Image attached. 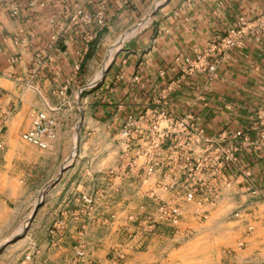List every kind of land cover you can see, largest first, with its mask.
Returning a JSON list of instances; mask_svg holds the SVG:
<instances>
[{"label":"crops","instance_id":"crops-1","mask_svg":"<svg viewBox=\"0 0 264 264\" xmlns=\"http://www.w3.org/2000/svg\"><path fill=\"white\" fill-rule=\"evenodd\" d=\"M11 1L21 10L15 21L0 4V235L16 236L30 219L21 239L37 229L47 237L79 234L85 220H102L103 206L119 188L133 189L138 174L144 177L151 153L158 157V179L174 171L184 180L185 162L203 158V146L190 143L187 150L176 133L174 154L170 136L155 151L149 144L153 125L162 136L174 120L211 141V162L194 173L201 191L193 203L210 205L214 190L217 199L199 234L248 232L247 246L263 250L264 40L213 56L211 80L200 67L210 45L241 18L264 13V0H36L32 7L30 0ZM76 5L90 16L102 12L103 28L73 26L66 17ZM144 19L103 67L101 49ZM53 36L60 39L49 50ZM84 50L75 74L73 63ZM34 112L56 119L53 142L33 147L21 140ZM129 122L134 126L124 140Z\"/></svg>","mask_w":264,"mask_h":264},{"label":"rangeland","instance_id":"rangeland-1","mask_svg":"<svg viewBox=\"0 0 264 264\" xmlns=\"http://www.w3.org/2000/svg\"><path fill=\"white\" fill-rule=\"evenodd\" d=\"M145 21L124 34L115 45L101 49L103 67L109 65L123 42L139 31ZM110 54L111 60L105 65ZM169 147L174 150L173 144ZM149 165L154 166L153 174L143 173L144 177L138 174L133 189L119 188L112 203L103 206L100 222L87 219L79 234L66 238L47 237L37 229L7 246L0 254V264H264V246L260 247L263 250H255L249 243L247 246L248 232L223 238L199 234L204 232L199 230L210 212L207 207L213 203L183 200L192 191V173L185 172L182 181L174 171L166 172L165 180L158 179L155 153H151ZM27 223L16 236L24 232ZM16 236H10L9 232L0 235V248Z\"/></svg>","mask_w":264,"mask_h":264},{"label":"built area","instance_id":"built-area-1","mask_svg":"<svg viewBox=\"0 0 264 264\" xmlns=\"http://www.w3.org/2000/svg\"><path fill=\"white\" fill-rule=\"evenodd\" d=\"M82 3H86V5H90L92 0H81ZM30 6L36 5V0H30ZM0 4L3 7V10L6 12L8 17L11 20H18L21 16L20 8L14 4L11 0H0ZM66 20L73 26H90L91 24L96 22V25L99 28H103L104 26V17L103 13L99 12L95 16H90L85 14L82 10L80 5H76L72 14H69L66 17ZM58 36H53L51 41L48 45V49H53L59 41ZM264 40V13L257 15L253 20L247 21L244 18H241L236 25V27L230 30L224 37L218 38L213 44L210 45L206 56L201 59L202 64L200 68H203L205 73L208 75L209 79H213L215 76L216 68H217V61L214 60L213 56L218 55L219 57H223L228 54L232 50H241L247 44L250 43H260ZM14 45H19L18 42H14ZM86 50L81 52L77 55V59L73 63V72L75 74L79 73L81 70L82 63L84 61ZM1 53V48H0ZM47 52H45L46 54ZM37 62L34 64L33 72H37L40 67L39 56L36 58ZM207 60H213V63H208ZM17 59H13V63H15ZM200 60L197 61V64ZM66 88H64L65 90ZM63 92L60 94L62 95ZM171 125L170 130H167V134L160 136L157 132V126L153 125L150 130V138L149 144L150 147L154 149H158L162 142L163 137L165 138L166 135L170 136V144L174 145L175 148V141H174V133L178 134L184 140V148L190 149V143L194 144L196 147L200 145L203 146L201 148V152H203V158L198 161L192 162L190 159H187L185 162V168L183 171L190 172L194 176V173L200 172L203 168H206V163L211 162L210 154L212 153L211 150V141L207 139V137L202 133V131L198 130L192 124H185L184 122H174ZM4 124V118H0V150L3 148V141L1 139V132ZM134 126V122H129L128 129L123 130L121 133V137L125 140L129 138L131 127ZM55 127H56V119L52 116H49L45 112H34L31 116V124L30 128L27 132L23 133L20 138L21 140L33 147H40L45 142H53L55 140ZM260 141L264 144V132L260 135ZM179 143V142H178ZM173 148V149H174ZM172 150V148L169 147ZM172 153L174 150L171 151ZM175 153V152H174ZM173 153V154H174ZM173 154H170L172 162L174 161ZM189 154V153H188ZM221 154V153H220ZM227 154L224 153L225 159H228L226 156ZM171 162V161H170ZM194 163V167L192 168L191 164ZM210 165V164H209ZM208 166V164H207ZM194 169V170H193ZM154 172V166L147 164L144 167V172L147 175H151ZM192 191L184 197L185 202H194V199L197 195L200 194V187L199 185H195L192 182ZM217 195V194H216ZM215 194L212 195V202L211 204L217 199ZM85 202L89 203L88 199H85Z\"/></svg>","mask_w":264,"mask_h":264},{"label":"water","instance_id":"water-1","mask_svg":"<svg viewBox=\"0 0 264 264\" xmlns=\"http://www.w3.org/2000/svg\"><path fill=\"white\" fill-rule=\"evenodd\" d=\"M112 62H113V59H112L111 63H112ZM108 68H109V67H107L106 69H103L101 80L104 78L105 74L107 73ZM39 207H40V204L37 205V206L35 207V209H34V214L37 212V210H38ZM32 217H33V216H32ZM32 217H31V218H32ZM30 220H31V219H30ZM30 220H29V221H30ZM29 221H28V223H29ZM28 223H27V224H28ZM18 239H19V237L16 236V237L10 239L9 241H7V243H5V244L0 248V254H1V252H3V250H4L7 246L13 244V243L16 242Z\"/></svg>","mask_w":264,"mask_h":264},{"label":"bare ground","instance_id":"bare-ground-1","mask_svg":"<svg viewBox=\"0 0 264 264\" xmlns=\"http://www.w3.org/2000/svg\"><path fill=\"white\" fill-rule=\"evenodd\" d=\"M125 39H126V38H125ZM111 55H112V54L108 55V60L106 61V64H105V65H107V64L110 62V60H111Z\"/></svg>","mask_w":264,"mask_h":264}]
</instances>
